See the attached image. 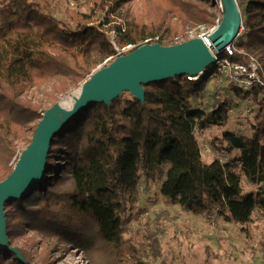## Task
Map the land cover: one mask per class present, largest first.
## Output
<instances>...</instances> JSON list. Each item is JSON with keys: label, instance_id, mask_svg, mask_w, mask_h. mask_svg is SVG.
<instances>
[{"label": "trees", "instance_id": "trees-1", "mask_svg": "<svg viewBox=\"0 0 264 264\" xmlns=\"http://www.w3.org/2000/svg\"><path fill=\"white\" fill-rule=\"evenodd\" d=\"M83 1L108 16L107 29L78 14L53 17L45 0H0V181L12 172V158L30 144L44 113L40 103L25 98L30 89L53 83L47 100L55 103L104 61L111 62L117 49L158 33L164 40L179 32L185 42L190 29H210L222 18L219 0H149L156 7L146 20L129 10L120 17L119 8L129 0ZM238 7L242 32L230 60L246 64L248 56L264 57V0H245ZM165 41L173 45V39ZM208 79L181 75L150 83L143 103L123 93L68 121L51 141L40 182L25 197L4 204L8 245L32 232L48 243L94 251L101 264H144L139 245L126 234L129 212L136 210L133 218L140 212L141 180L146 186L160 181L162 198L207 218L217 210L244 226L254 211L264 212V87L243 90L223 80L218 87L224 85L226 96L215 94L207 109L193 108ZM231 93L256 106L247 135L227 129ZM211 128L221 135L209 149L228 157L225 163L201 159L194 129L201 134ZM242 182L252 190L244 191ZM147 239L155 256L156 234ZM17 250L23 261L0 245V264H34L27 251ZM54 250L43 251L42 264L54 263Z\"/></svg>", "mask_w": 264, "mask_h": 264}, {"label": "rangeland", "instance_id": "rangeland-1", "mask_svg": "<svg viewBox=\"0 0 264 264\" xmlns=\"http://www.w3.org/2000/svg\"><path fill=\"white\" fill-rule=\"evenodd\" d=\"M53 7L52 16L58 19H68L72 15L78 14L82 17L91 19L93 25L98 21L102 24V29H107L110 24H106L107 15L104 12H96L92 6L85 1L80 0H45ZM245 0H237L238 5H243ZM220 7V5H218ZM155 4L149 0H129L119 8L120 17L130 11L133 15L140 16L145 20L151 19L152 10ZM109 19V18H108ZM179 31V29L177 28ZM202 30V27L190 29L187 32V38H195ZM111 39L113 33H108ZM160 37V34L157 35ZM161 38V37H160ZM178 38L180 43L183 37L179 32L172 38L168 34L163 38L169 41ZM264 66V57L260 54L254 56ZM110 62L104 61L96 70L107 66ZM95 70V71H96ZM217 82L208 79L200 99L193 102V108L207 109L214 101V95L219 98L226 96L223 90L224 85L219 88ZM53 83H48L40 87L30 89L25 98L34 103H40L44 112L54 103L48 102L47 93L52 89ZM76 91V90H75ZM69 90L62 94L66 97L75 92ZM228 96L234 102V106L228 113L227 129L237 134L247 135L248 125L256 111V106L250 100H241L234 97L233 93ZM50 106V107H49ZM36 121H30L29 124H35ZM194 135L198 141L201 159L209 164L218 158L223 163L229 160L223 155H215L209 149L210 142L220 137L221 131L217 128H211L199 134L194 129ZM26 148V147H25ZM23 148V150L25 149ZM20 153L12 158L9 166L13 170ZM160 181H155L147 186L141 180L138 188L137 208L140 210L137 218H133L136 210L129 212L132 216L127 229V236L132 238L141 250L140 259L144 264H264V212L254 211L251 221L247 225H239L226 221L220 216L217 210H213L210 218L205 215L194 214L184 211L177 203H173L162 198L159 195ZM244 191H250L252 188L242 182ZM155 233L158 240L157 254L154 256L149 247L148 235ZM14 247H21L32 257L34 264H42L43 251L55 247L51 258L53 264H101L94 251L86 252L80 249H73L64 244H55L43 241L39 236L30 232L23 236H16Z\"/></svg>", "mask_w": 264, "mask_h": 264}, {"label": "water", "instance_id": "water-1", "mask_svg": "<svg viewBox=\"0 0 264 264\" xmlns=\"http://www.w3.org/2000/svg\"><path fill=\"white\" fill-rule=\"evenodd\" d=\"M219 2L221 22L209 40L215 51L221 53L240 35L242 20L236 0ZM214 61L199 37L175 45L144 44L117 56L107 66L94 71L73 94L58 99L41 115L30 144L20 153L12 172L0 181V245L23 261L17 248L8 245L4 204L25 197L40 182L51 141L68 121L91 104L110 105L123 93L143 103L145 85L181 75L198 77Z\"/></svg>", "mask_w": 264, "mask_h": 264}, {"label": "built area", "instance_id": "built-area-1", "mask_svg": "<svg viewBox=\"0 0 264 264\" xmlns=\"http://www.w3.org/2000/svg\"><path fill=\"white\" fill-rule=\"evenodd\" d=\"M217 26L218 23H216V25L210 29H204L202 27L200 33L195 36L201 39L204 46L214 57V64L209 69H207L205 73L199 75L198 77L189 79L196 80L201 77H208L209 79L216 80L217 84H221L223 80H226L228 82H233L236 86L241 87L243 90H249L252 86L256 85L264 87V67L262 63H260V61H258L255 57L248 56L246 64L230 60L231 57L234 56V53L238 52L233 46L235 42L232 45L225 47L221 53L215 51L212 43L209 40V36ZM241 32L242 28L240 30V34ZM156 43L164 46L166 45V42H164L158 36L146 37L138 45H127L122 49H117L115 58L117 56L127 54L141 45ZM178 43H180L179 39L174 38L173 45Z\"/></svg>", "mask_w": 264, "mask_h": 264}]
</instances>
